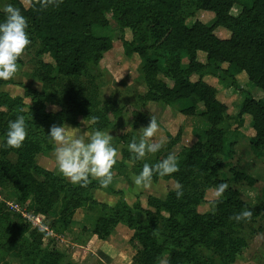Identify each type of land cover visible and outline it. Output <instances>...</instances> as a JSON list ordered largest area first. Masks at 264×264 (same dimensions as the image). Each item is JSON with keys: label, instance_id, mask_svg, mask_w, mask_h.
Instances as JSON below:
<instances>
[{"label": "trees", "instance_id": "1", "mask_svg": "<svg viewBox=\"0 0 264 264\" xmlns=\"http://www.w3.org/2000/svg\"><path fill=\"white\" fill-rule=\"evenodd\" d=\"M7 1L26 18L28 35L42 43L53 63L40 62L36 77L45 92L27 89L26 95L31 100L27 112L23 98L0 93V136L4 137L8 121L17 115L24 116L27 126L18 162H12L1 152L0 187L10 186L23 204L33 198L38 213L52 218L49 224L52 229H67L75 212L86 201L96 206L90 191L99 182L89 179L86 186H69L62 193L52 190L35 174L42 171L35 155L49 149L48 131L53 124L61 125L66 115L46 112L47 90H58L66 105L85 115L94 130L116 128L117 120L125 113L124 107L111 105L110 108L101 102L93 77L89 81L84 79L89 65H98L113 46L111 37L98 34V30L106 28L110 15L122 33L131 30L132 39H122L125 55L137 54L143 61L141 73L147 91L140 97L142 102L177 106L196 99L205 108L198 114L194 105L181 107V114L200 117L206 128L194 129L197 142L183 152L176 172L164 177L154 174L152 178L154 182L174 179L182 185L183 195L177 198L172 191L166 201L154 200L151 206L155 212H147L145 221L131 213L125 220V224L135 229L131 241L138 247L137 264H158L165 254L166 264H184L189 260L186 247L195 242L217 247L231 243L232 253L224 260L234 261L247 241L240 234L235 238L236 231L232 230L239 222L230 217L242 210L252 212L247 221L263 217L264 198L257 204H247L236 189L227 188L211 212L201 214L197 209L202 203L201 189H216L224 183L219 179L221 158L234 157L236 144L229 142L225 127L228 121L242 127L244 116L250 115L255 132L252 148L264 156V97L257 100L247 93L238 115L231 116L228 106L219 100L217 89L204 78L214 71L231 80L245 74L252 85L264 91V0H59L46 9L39 8V0H28L27 5L21 0ZM236 8L240 11L233 15ZM200 12L211 13L213 23L197 20L189 26L187 19ZM3 18L4 13L0 12V20ZM226 31L230 35L224 38ZM199 53L205 54V62L199 61ZM161 75L172 85L161 79ZM146 120L145 114L138 113L134 124L145 121L148 125ZM180 136L181 132L176 139L169 136L171 145H177ZM123 157L139 173L144 164L142 159L137 160L129 149L123 151ZM232 171L233 182L255 184L253 177ZM6 206L0 203V249L14 250L24 264H35L32 251L47 254L41 250L46 232L33 231L31 242L17 239L18 226L13 224ZM99 207L103 213L96 220L93 233L104 240L122 220L114 209L100 204ZM162 209L167 211V218L161 216ZM160 219L165 232L159 230ZM48 254L55 261L61 256L55 251Z\"/></svg>", "mask_w": 264, "mask_h": 264}, {"label": "rangeland", "instance_id": "2", "mask_svg": "<svg viewBox=\"0 0 264 264\" xmlns=\"http://www.w3.org/2000/svg\"><path fill=\"white\" fill-rule=\"evenodd\" d=\"M25 5L28 0H21ZM10 4L7 0H0V12L5 5ZM240 9L232 11L233 15H238ZM214 16L211 13H197L187 19V24L192 26L195 21L204 24H212ZM108 24L106 28L98 30L100 36H108L113 40L112 48L103 54V58L98 65H89L88 73L84 79L89 81L91 77L99 89L100 100L102 103L119 105L124 107L125 113L117 120L116 128L104 132L112 135V144L117 149L116 162L112 167L113 179L108 186L99 185L90 191L92 200L96 206H92L86 201L83 208L77 210L72 217L71 224L63 230L58 227H50L51 217L38 213L34 199L27 203H21L16 198V192L10 187H0V203L7 204L6 211L10 213L13 224L18 226L16 231L17 239L26 238L32 241V232L35 230L45 231L46 236L42 241L41 250L47 254H40L32 251L31 259L35 264H137L140 259L137 255V245L132 244L135 232L134 228L125 224L128 214H133L140 221H145L147 212H155L151 203L154 200L166 201L170 192L174 191L176 182L174 179H159L152 181L149 187H137L132 177L138 174L134 164L124 159L123 151L128 149V144L136 138L139 141L141 128L147 126L142 121L135 126L134 121L138 113L146 115V121H150L151 115L157 120V130L154 137L148 142H159L161 148L156 153H146L142 159L143 163L153 164L164 159L168 154H173L180 161L183 152L191 148L196 142L194 129H205V125L200 117H187L180 113L181 107L194 105L198 114L205 111L202 103L196 99L180 102L177 106H166L162 103H144L140 97L147 91L146 83L141 73L142 59L134 54L130 57L124 53L122 44L123 37L126 40L132 39L131 30L125 29L122 33L116 22L110 15H107ZM218 34V33H217ZM229 32H224L222 37H228ZM30 44L26 47L23 54L17 59V71L8 80H2L0 93H6L13 98L21 97L24 100V111H28L31 100L27 97V89L45 92L39 78L36 77L40 62H51V58L44 52L42 43L29 35ZM200 62H205V54L199 53ZM166 83L172 85L164 76H160ZM198 80V77L193 78ZM204 80L213 85L218 91V98L228 106L231 116H237L240 106L246 94H250L255 99L264 97V91L252 85L245 74L237 75L235 79L223 78L216 71L207 75ZM48 101L45 105L47 113L61 114L66 113L63 125L80 128L81 131L87 130L89 134L94 130L91 122L85 115L77 109L71 108L60 96L59 91L47 90ZM55 104L58 110L53 112L51 106ZM137 113V114H135ZM140 118V117H139ZM245 123L242 127L230 120L225 125L229 142H235V153L232 159H223L220 169L219 179L228 185V188L236 189L240 197L247 204H257L264 198V156L253 149L251 140L255 137L252 128L250 115L244 116ZM68 120V121H67ZM177 145H171V139L178 138ZM21 147V146H20ZM19 148L7 147L4 144V137L0 136V155L1 152L14 163L19 160ZM48 150L35 155V162L42 170L35 172L36 176L47 184L50 189H56L61 193L69 186L76 187L67 178L61 175L56 168L52 156L53 144L49 142ZM237 170L255 180L254 185L247 182L235 183L233 171ZM91 179V178H90ZM95 180V179H91ZM97 181V180H96ZM98 182V181H97ZM203 190L202 203L198 207V212L206 214L214 209V203L220 197L216 196L215 188ZM90 201V200H89ZM100 205L114 209L120 215V222L106 239H99L94 235L96 220L102 215ZM32 208V209H30ZM161 216L167 218L166 210H161ZM159 230L165 232L164 225L159 223ZM235 238L239 234L247 241L236 255L234 261L224 260L229 252L232 253L231 243H225L220 247L208 244L187 245L189 260L184 264H264V216L251 222L241 220L234 226ZM60 252L59 261L49 257V252ZM167 255H163L158 264H166ZM0 264H24L23 259L17 256L14 250L0 249Z\"/></svg>", "mask_w": 264, "mask_h": 264}, {"label": "clouds", "instance_id": "3", "mask_svg": "<svg viewBox=\"0 0 264 264\" xmlns=\"http://www.w3.org/2000/svg\"><path fill=\"white\" fill-rule=\"evenodd\" d=\"M58 2L59 0H39V8L46 9ZM2 11L4 18L0 20V80H8L17 71V59L30 44V38L26 31V18L19 9L7 4ZM51 110L57 111L58 106L53 104ZM157 127V120L151 115L148 125L141 128L139 141L133 138L129 142L128 149L135 154L137 160L143 159L146 153H156L160 150L159 142H148L154 137ZM47 135L53 144L52 156L57 171L71 183L86 186L91 178L106 187L112 182V167L116 162L117 149L111 142L110 133L97 129L89 134L87 130L81 131L80 128L53 124ZM26 136L27 126L23 115H17L15 119L8 121L4 134L5 146L19 148ZM177 170V158L170 153L155 164L144 163L139 173L132 177V181L137 187L147 188L154 174L164 177ZM227 188L226 183L219 184L215 190L216 196H222ZM173 190L177 198L183 195V187L179 182ZM251 216L250 210H242L230 219L239 222L250 219Z\"/></svg>", "mask_w": 264, "mask_h": 264}]
</instances>
